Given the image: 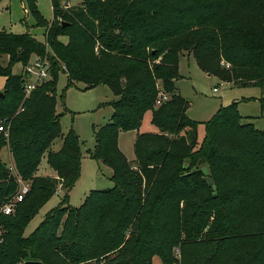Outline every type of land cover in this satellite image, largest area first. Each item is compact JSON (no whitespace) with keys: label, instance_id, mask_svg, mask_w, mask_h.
Wrapping results in <instances>:
<instances>
[{"label":"trees","instance_id":"obj_1","mask_svg":"<svg viewBox=\"0 0 264 264\" xmlns=\"http://www.w3.org/2000/svg\"><path fill=\"white\" fill-rule=\"evenodd\" d=\"M26 3L44 42L0 31V153L11 160L0 159V206L16 194V177L29 185L14 212L0 216V264H264V130L243 122L233 103L203 123L199 143V123L175 87L187 54L208 76L264 90V0H50V22ZM33 57L49 60L50 77L24 98L23 68ZM60 72L67 86H104L115 97L88 151L111 170L113 186L91 191L78 208L67 198L80 144L72 128L61 133ZM160 91L168 99L155 106ZM260 110L264 119V97ZM148 113L156 132L138 133ZM133 131L132 164L118 137ZM44 157L56 177L37 176ZM58 190L60 204L24 236Z\"/></svg>","mask_w":264,"mask_h":264},{"label":"rangeland","instance_id":"obj_2","mask_svg":"<svg viewBox=\"0 0 264 264\" xmlns=\"http://www.w3.org/2000/svg\"><path fill=\"white\" fill-rule=\"evenodd\" d=\"M82 1L67 0V3L70 6H77ZM34 3L40 15L50 22L52 20L50 0H34ZM0 31L13 34L28 33L39 42H44L45 38V29L34 26V19L27 10L26 0H0ZM63 41L65 42V39ZM5 59V57H2L0 62H5ZM40 59L46 60L50 69L51 63L49 60L46 58ZM20 71V64L12 68L13 74H19ZM178 72L180 78L175 82V87L178 94L189 103L186 111L187 118L199 123V143L205 134L203 123L209 121L220 108L236 103L237 109L241 112H256L255 108L257 106L253 100H250L253 104L245 103L243 100L258 96L260 88L238 87L222 82L216 77L208 76L197 67L193 57L187 54L179 58ZM4 85L5 79L0 77V92L3 90ZM113 100H115V97L107 87L98 86L84 91L82 83H73V85L67 86V74L63 72L58 74L56 112L60 115L61 133L65 135L72 128L78 136L80 144V175L67 198L68 205L72 208H78L91 191L106 190L113 186L109 179L111 170L100 162L91 159L88 155V151L93 150L94 147L93 128L108 122L112 111L108 104ZM254 122L258 128H264V120ZM141 130H144L142 133H151L148 132L150 127L146 118L143 121ZM153 130L155 133L156 129ZM134 136L133 132L119 135V149L130 163L135 160ZM60 143V139H56L50 150L56 151ZM2 151L1 160L8 164L11 160L7 155V150L2 149ZM205 169L207 170L206 167ZM51 173L52 170L48 167L46 158H42L37 175L49 176ZM63 194L61 190H58L38 211L37 215L25 228L24 236H29L42 222L44 216L60 204ZM175 253L178 254V250H175ZM176 258L178 259V256ZM153 264H161V262L159 259H154Z\"/></svg>","mask_w":264,"mask_h":264},{"label":"built area","instance_id":"obj_3","mask_svg":"<svg viewBox=\"0 0 264 264\" xmlns=\"http://www.w3.org/2000/svg\"><path fill=\"white\" fill-rule=\"evenodd\" d=\"M23 73L25 75V83L23 85L24 98H27L37 86L48 79L49 66L46 60L43 61V59L33 57V59H31V61L23 68ZM167 99L168 96L160 91L155 106H159L162 102L167 101ZM4 130L5 127L1 124L0 132H3ZM9 170L14 172L11 165L9 166ZM16 178L18 183L16 194L11 200L0 206V216L11 215L14 212L16 205L20 203L28 193L29 185L23 182L19 177Z\"/></svg>","mask_w":264,"mask_h":264},{"label":"crops","instance_id":"obj_4","mask_svg":"<svg viewBox=\"0 0 264 264\" xmlns=\"http://www.w3.org/2000/svg\"><path fill=\"white\" fill-rule=\"evenodd\" d=\"M100 87V86H99ZM256 88H259V87H256ZM260 90V92H259V94H257L258 96H256V97H250L249 99H244L243 100V102H245V103H250V104H253L252 102H250V100L252 101H254L255 102V104H256V106H257V108H255L256 109V112H252V113H247V112H241V111H239V109H238V112H239V114L243 117V118H245L244 120H243V122H250V123H252L254 126H255V128H257V129H259V130H264V128H258L257 126H256V123L254 122V121H260V120H264V119H262L261 118V110H260V99L261 98H263L264 97V90L263 89H259ZM111 114H112V111H111V113H110V116H109V120H110V117H111ZM145 118H146V121H148V124H149V127H150V131H148V132H154V127L150 124V114L148 113L145 117H144V119H143V121L145 120ZM108 120V121H109ZM142 124H143V122H142ZM141 127H142V125H141ZM141 127H140V129H139V131H138V133H140V132H142V131H144V130H141ZM123 133H127V132H121L119 135H122ZM133 133L135 134V138H136V135H137V132H135V131H133ZM119 137H118V147H119ZM60 146H61V143H60V145H59V148H60ZM59 148L56 150V151H58L59 150ZM7 150V149H6ZM56 151H54V152H56ZM2 152L3 151H1V153H0V159H1V156H2ZM7 155H8V157H9V154H8V150H7ZM2 161V160H1ZM133 164V163H132ZM51 170V169H50ZM38 176V175H37ZM42 176H45V175H42ZM48 177H56V174L52 171V173H51V175H49Z\"/></svg>","mask_w":264,"mask_h":264},{"label":"water","instance_id":"obj_5","mask_svg":"<svg viewBox=\"0 0 264 264\" xmlns=\"http://www.w3.org/2000/svg\"><path fill=\"white\" fill-rule=\"evenodd\" d=\"M1 94V93H0ZM205 181L207 182V184L210 186L212 185V182H211V179L209 177H206L205 178ZM22 264H42L41 262H38V261H26Z\"/></svg>","mask_w":264,"mask_h":264}]
</instances>
